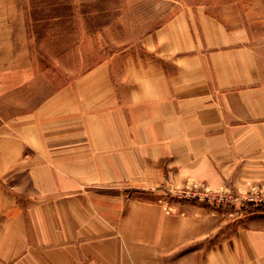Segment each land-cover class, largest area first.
Segmentation results:
<instances>
[{
	"label": "crops",
	"instance_id": "crops-1",
	"mask_svg": "<svg viewBox=\"0 0 264 264\" xmlns=\"http://www.w3.org/2000/svg\"><path fill=\"white\" fill-rule=\"evenodd\" d=\"M230 1L197 2L145 35L128 93L129 105L142 111L133 122L119 109L116 88L105 90L104 101L95 88L93 102L116 116L110 131L100 126L102 113H83L94 135L67 137L83 147L63 151L61 169L47 163L52 153H37L45 163L28 169L35 190L24 199L0 190V264H264V214L231 228L222 220L213 242L208 212L170 216L108 190L118 178L150 180V164L159 178L168 171L178 182H264L262 0ZM68 5L0 0V94L36 78L34 28L69 15ZM77 102L80 112L86 94Z\"/></svg>",
	"mask_w": 264,
	"mask_h": 264
},
{
	"label": "rangeland",
	"instance_id": "rangeland-1",
	"mask_svg": "<svg viewBox=\"0 0 264 264\" xmlns=\"http://www.w3.org/2000/svg\"><path fill=\"white\" fill-rule=\"evenodd\" d=\"M65 2L69 4V15L48 23H38L31 35L36 78L25 83L20 91L0 94V190L6 195L24 199L35 190L28 169L45 163L37 157V153H52L54 158L47 163L56 171L62 168L63 151L68 147H83L68 143L67 139L94 135V121L89 118L83 121V113H102L100 126L110 131V126L116 123V116L111 115L110 106L105 105L107 103L93 102L97 93L95 88L102 89V101L109 98L105 95L106 89H117L122 98L119 109L129 116V124L133 122V117L136 119L141 115L140 108L129 105L128 93L132 72L141 68L146 53L141 44L145 35L151 34L177 11L197 2L224 4L232 1ZM262 9L264 11V0ZM83 72L87 73L86 78L78 80ZM89 72L101 73V79L99 76L94 79ZM62 88L66 89V94H63ZM80 94H86L87 102L79 112L77 98ZM78 123L82 125L78 126ZM73 162L76 166L79 163L76 160ZM150 166V180H143L141 176L118 178L108 190L115 192L119 201L154 203L170 216L191 213L196 217L202 215L200 211L208 212L213 219L215 234L209 237V241L213 242L220 234L222 220L229 222L231 228L235 221L249 215L264 214V182H251L239 188L228 184L211 187L199 179L187 178L178 182L168 171L159 178L153 165ZM91 178L86 177L87 180ZM41 197L38 193L37 198ZM227 223H224V228H227ZM218 231L219 234H216Z\"/></svg>",
	"mask_w": 264,
	"mask_h": 264
}]
</instances>
